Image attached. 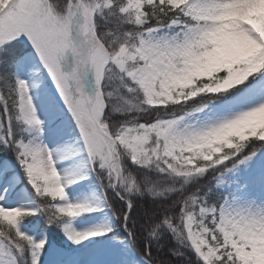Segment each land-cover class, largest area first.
Segmentation results:
<instances>
[{"label": "snow or ice", "instance_id": "snow-or-ice-1", "mask_svg": "<svg viewBox=\"0 0 264 264\" xmlns=\"http://www.w3.org/2000/svg\"><path fill=\"white\" fill-rule=\"evenodd\" d=\"M0 264H264V0H0Z\"/></svg>", "mask_w": 264, "mask_h": 264}]
</instances>
